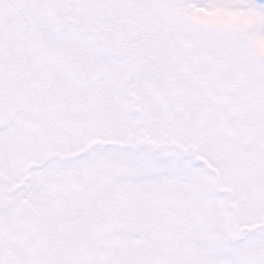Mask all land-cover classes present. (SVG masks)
<instances>
[{
  "label": "snow or ice",
  "instance_id": "1",
  "mask_svg": "<svg viewBox=\"0 0 264 264\" xmlns=\"http://www.w3.org/2000/svg\"><path fill=\"white\" fill-rule=\"evenodd\" d=\"M0 264H264V0H0Z\"/></svg>",
  "mask_w": 264,
  "mask_h": 264
}]
</instances>
